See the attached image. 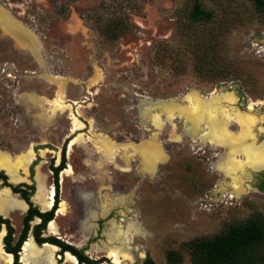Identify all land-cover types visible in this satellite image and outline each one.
Returning a JSON list of instances; mask_svg holds the SVG:
<instances>
[{"label": "rangeland", "instance_id": "obj_1", "mask_svg": "<svg viewBox=\"0 0 264 264\" xmlns=\"http://www.w3.org/2000/svg\"><path fill=\"white\" fill-rule=\"evenodd\" d=\"M195 3L212 17L192 20ZM0 10L8 23L20 24L27 36L22 41L30 38L22 44L0 21V150H34L27 172H19L24 178H1L0 190L8 182L37 187L38 166L49 191L50 166L63 154L72 168L58 175L63 211L55 212L56 230L47 225L42 236L53 234L114 264L104 234L112 222L124 231L132 257L121 256L118 264H142L147 256L155 264H194L198 240L250 222L264 228V191L256 186L264 168L253 170L246 192L236 196L231 177L214 168L223 146L202 139L201 132H185L183 116L160 128L143 123L138 106L141 99L174 100L186 108L184 96L191 92L205 98L230 91L238 109L251 103L264 114V7L255 0H0ZM57 78L65 81L62 94ZM73 118L80 129L72 128ZM258 126L264 128V121ZM230 129L238 126L232 122ZM104 138L127 147L108 159L96 144ZM159 145L156 169L145 168L143 153L158 152ZM103 199L115 205L90 219ZM24 213L11 214L13 241ZM65 254L56 247V264H76ZM254 260L264 263V241Z\"/></svg>", "mask_w": 264, "mask_h": 264}, {"label": "bare ground", "instance_id": "obj_2", "mask_svg": "<svg viewBox=\"0 0 264 264\" xmlns=\"http://www.w3.org/2000/svg\"><path fill=\"white\" fill-rule=\"evenodd\" d=\"M9 18V15L5 11L0 10V21H2L11 31H14L22 44L25 43V41L22 40L26 39L27 36L20 28V24L15 21L8 23V21H10ZM29 42L30 38L26 40L28 45ZM26 43L25 45H27ZM30 45L34 50H36L35 48L37 46V42L33 38H31ZM58 82L61 83V91L59 93L62 94L65 81L60 79ZM61 96L62 95H60V97ZM30 99L37 104H41L43 102V100L38 97H30ZM184 99L187 100L186 108H179L174 100L149 101L147 99H141L138 103L140 120L143 123L147 120L151 121L153 125L160 128L163 126L164 121L170 122L175 117H185V132L190 133L193 136H197L201 132L200 136L202 139L208 140L212 144L224 147L225 151L217 159L214 164V168L231 177L236 188H232L230 191L236 196H240L246 192V185L248 184L247 181L250 180L253 170L264 168V139L260 140L258 138L263 133L264 128L262 126L256 127L258 123L264 121V114L258 115L255 113L251 103L248 105L246 110L238 109L234 106L236 97L233 92L230 91L213 92L210 97L205 98L201 97V95L197 92H191L184 96ZM57 101L58 100H54L52 103L56 104ZM48 118L46 117L45 119L47 120ZM232 122L238 126L236 131H232L230 129ZM81 125L82 124L78 120L73 118V129H80ZM143 126L145 127L146 125ZM77 138H79V136L72 142H74ZM96 144L102 149V151H104L105 157L111 160L115 157L116 149L120 147H127L125 145L116 144L108 138L97 141ZM158 148V152H145L144 150H140L141 152H145L143 155L140 153L142 155V161L144 162L143 166L145 168H150L152 170L156 169L155 159L162 156L160 145ZM32 155L33 151L30 147L15 155H11L7 151L0 150V167L6 170L13 181H17L20 179L18 173L19 169H22L24 172L27 171ZM239 155H243L244 159L239 158ZM125 160L127 161V157H125ZM246 168H251L252 170ZM36 170L37 192L35 196L37 197L40 206L45 207L51 204L53 187L50 188L49 191H46L44 186L45 176L41 175L38 166ZM241 172L243 173L240 177ZM71 173L72 168L70 164H68V167L63 170L62 175H69ZM2 192L3 193L0 191L2 194H0L1 215L6 214L7 209L20 211L25 209L26 205L23 201L17 199V197L14 196L15 194L13 195L8 187H6V189ZM62 205L63 204H61V206ZM113 205H115V202L109 203L107 199H103V202L99 203V206L96 207L98 210L90 211V219L94 218L98 213L106 215ZM61 211H63V209H58V212ZM4 217L10 218L9 216ZM108 226L109 227L104 230V234L107 241L112 244L108 255L113 256L114 264L119 263L121 256L122 258L132 261V257L128 252L129 247L125 243L124 231L121 230L119 226H115L112 222H109ZM133 226V223L128 226L130 231ZM48 229L51 232L56 230L53 221L49 223ZM134 232L137 233L138 231L134 230ZM2 234L3 232L1 231L0 264H10L12 262V255L6 253L2 249ZM55 250L56 248L50 244H44L42 247H37L34 245L31 237H29L22 245V260L25 264H56L53 259V253ZM65 260L76 263L75 258L69 253L65 254Z\"/></svg>", "mask_w": 264, "mask_h": 264}, {"label": "trees", "instance_id": "obj_3", "mask_svg": "<svg viewBox=\"0 0 264 264\" xmlns=\"http://www.w3.org/2000/svg\"><path fill=\"white\" fill-rule=\"evenodd\" d=\"M255 2L258 8L264 7V0H255ZM212 15L213 12L211 10L201 8L199 3H195L190 17L194 21H199L207 20ZM50 167L53 172L52 177L55 187L54 203L50 210L41 212L29 201L30 195L35 190L34 184L21 183L12 187L13 191L19 193L21 198L29 204V208L23 217V229L15 244L12 242L13 227L9 219L0 215V229L2 224H4L7 231L4 237V249L6 252L13 254V264H20L18 263V251L22 241L26 239L30 228L29 221L33 216H38L41 222L33 227V237L38 244L43 242L56 244L61 248V251L68 250L74 254L79 263L85 261L87 264H94L93 260L85 256L75 246L67 244L54 236H40L41 230L44 229L46 223L53 218L59 202L58 175L60 170L65 167L64 154L57 166L51 165ZM262 177H264V172ZM1 178L6 179L3 171H0ZM256 186L259 190L264 191V178H261ZM263 241L264 228L258 222H250L244 226L232 227L226 233L220 234L213 239H200L195 242V250L193 252L194 264H260L254 260V253ZM142 264H155V262L147 256ZM261 264L264 263L262 262Z\"/></svg>", "mask_w": 264, "mask_h": 264}, {"label": "flooded vegetation", "instance_id": "obj_4", "mask_svg": "<svg viewBox=\"0 0 264 264\" xmlns=\"http://www.w3.org/2000/svg\"><path fill=\"white\" fill-rule=\"evenodd\" d=\"M73 132V131H72ZM32 151H34V150H32ZM10 154V153H9ZM32 159H33V155H32V157H31V159H30V163H31V161H32ZM60 162H61V160H60ZM59 162V163H60ZM29 163V164H30ZM58 163V164H59ZM57 164V165H58ZM56 165V166H57ZM68 167V166H67ZM67 167H64L63 169H61L60 171H61V173L63 172V170H65ZM28 168V167H27ZM0 171H3L4 173H5V175L6 176H9L10 177V175L6 172V170L4 169V168H2V167H0ZM20 171H22L23 173H26V172H24L22 169H19V171H18V173L20 172ZM254 171H256V170H254ZM260 171V170H259ZM53 173V172H52ZM19 176H20V179H23L24 177H22L20 174H19ZM261 178H264V177H262V176H260L259 177V180L261 179ZM10 179L13 181V179L10 177ZM35 180H36V186H37V177L35 176ZM259 182V181H258ZM9 183V185L10 186H8L11 190H12V192L13 193H15V195L14 196H18L19 195V197H17V199H19V200H21V201H23V203L26 205V207H25V213H24V215L26 214V212H27V210H28V208H29V204L23 199V198H21V196H20V194L19 193H17V192H14L13 191V189H12V187L13 186H15L14 185V183H11V182H8ZM24 183V182H23ZM18 185V184H17ZM34 187H35V183H34ZM37 187H35V190H34V192L30 195V198H29V201L31 202V204L33 205V206H35L33 203V201H35L39 206H40V204L38 203V199H37V197L35 196L36 195V192H37V189H36ZM6 188H3V189H1L0 191H1V193H3L2 191L3 190H5ZM0 193V194H1ZM54 193H55V187H54V183H53V194H52V201H51V204L50 205H48V206H45V207H39V206H35V207H37V209L39 210V211H41V212H45V211H48V210H50L51 208H52V206H53V203H54ZM2 195V194H1ZM12 195V194H11ZM59 203V202H58ZM48 207H50L49 209H47V210H41V209H43V208H48ZM59 207H60V205H59ZM59 207H58V205H57V208H56V210H55V212L57 211L58 212V209H59ZM24 210H22V211H24ZM14 211H20V210H12V209H7V212H6V214H2L1 215V213H0V215L2 216V217H4V216H9L10 218L12 217L11 216V214L14 212ZM55 212H54V216H55ZM4 215V216H3ZM24 215H23V217H24ZM54 216H53V218L51 219V220H49L47 223H46V225H45V227H44V229H42L41 230V234H40V236L41 237H47V236H54L53 234H48L47 236H42V233H43V231L44 230H46V227H47V225H48V227H49V223L51 222V221H53V219H54ZM23 217H22V228H21V230H20V232H19V234H18V236H17V239L16 240H14V241H12L13 242V244H15L16 242H17V240H18V237H19V235L21 234V232H22V229H23ZM4 218H8V217H4ZM10 218H8L9 219V221L12 219H10ZM34 218H36L37 220H38V222L37 223H35V224H31V222H32V220L34 219ZM41 222V219H40V217H38V216H33V218L29 221V224H30V228H29V230H28V232H27V236H26V239L24 240V241H22V243H21V245H20V248H19V251H18V263H20V264H25L24 262H23V260H22V253H23V251H22V245H23V243L27 240V238L29 237V236H31V239H32V241H33V243H34V245L35 246H37V247H42V246H44V244H50V245H52V246H54L55 248L56 247H58L59 248V251H61V248L59 247V246H57L56 244H53V243H50V242H43V243H41V244H38L35 240H34V237H33V227L36 225V224H39ZM11 224V223H10ZM11 226H12V224H11ZM2 227L4 228V229H0L2 232H3V234H2V236H1V240H2V242H3V247H2V249L5 251V249H4V237L6 236V233H7V231H6V227H5V225L4 224H2ZM49 230V229H48ZM0 231V232H1ZM6 231V232H5ZM50 231V230H49ZM51 232V231H50ZM5 233V234H4ZM13 235V234H12ZM55 237V236H54ZM125 240H126V238H125ZM126 242H127V240H126ZM37 245H36V244ZM128 243V242H127ZM68 244V243H67ZM70 245H73V246H75L77 249H79V250H81L82 251V253L85 255V256H87V254H85L84 253V250L83 249H80V248H78V246H76V245H74V244H70ZM128 245V244H127ZM6 252V251H5ZM22 252V253H21ZM61 252H66V253H69V254H71L74 258H75V260H76V264H87L85 261H83V262H81V263H79V261H78V259H77V257L74 255V254H72L70 251H68V250H64V251H61ZM6 253H9V252H6ZM9 254H11L12 255V262L10 263V264H13V262H14V256H13V254L12 253H9ZM20 255H21V260H20ZM88 257V256H87ZM88 258H90V257H88ZM91 260H93L94 261V264H106V263H102V262H105L106 261V259H101V258H99V259H92V258H90ZM113 262V261H112Z\"/></svg>", "mask_w": 264, "mask_h": 264}, {"label": "water", "instance_id": "obj_5", "mask_svg": "<svg viewBox=\"0 0 264 264\" xmlns=\"http://www.w3.org/2000/svg\"><path fill=\"white\" fill-rule=\"evenodd\" d=\"M262 42L264 43V39H262ZM253 175H254V174L252 173V174H251V178L253 177ZM251 178H250V179H251ZM8 189L10 190V192H11L12 194H15V193L12 192V190H11L9 187H8ZM219 193H220V192H219ZM221 195H222V194L220 193V197H221ZM220 197H219V198H220ZM49 208H50V207H48V208H43V209H41V210L43 211V210H47V209H49Z\"/></svg>", "mask_w": 264, "mask_h": 264}, {"label": "built area", "instance_id": "obj_6", "mask_svg": "<svg viewBox=\"0 0 264 264\" xmlns=\"http://www.w3.org/2000/svg\"><path fill=\"white\" fill-rule=\"evenodd\" d=\"M263 43V42H262ZM264 44V43H263ZM228 195V194H227Z\"/></svg>", "mask_w": 264, "mask_h": 264}]
</instances>
